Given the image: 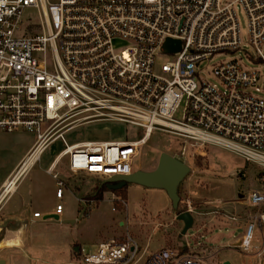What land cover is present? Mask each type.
Wrapping results in <instances>:
<instances>
[{"label": "built area", "instance_id": "1", "mask_svg": "<svg viewBox=\"0 0 264 264\" xmlns=\"http://www.w3.org/2000/svg\"><path fill=\"white\" fill-rule=\"evenodd\" d=\"M248 18L254 60L264 63V0H235ZM33 10L32 15L26 14ZM128 45L113 49V40ZM167 39L180 50L163 53ZM233 2L224 0H0V132L23 130L35 143L0 187V208L46 147L60 139L64 148L48 167L67 157L68 171L106 179L129 175L133 161L154 131L183 144L215 146L260 168L264 203V92L258 69L240 59L212 68L214 81L200 78L199 65L240 49ZM157 55L170 60L154 69ZM252 57V56H251ZM183 104L182 118L175 113ZM95 121H114L143 130L139 139L80 141L64 133ZM56 197L64 182L58 174ZM62 206H56L59 213ZM116 210L115 206L113 208ZM187 211L193 208L187 202ZM39 217V213L33 214ZM248 223L239 246L249 250L257 223ZM187 247V246H186ZM201 264L199 257L174 248L143 254L126 232L80 247L75 264Z\"/></svg>", "mask_w": 264, "mask_h": 264}, {"label": "rangeland", "instance_id": "2", "mask_svg": "<svg viewBox=\"0 0 264 264\" xmlns=\"http://www.w3.org/2000/svg\"><path fill=\"white\" fill-rule=\"evenodd\" d=\"M224 1L233 2L241 37L240 49L233 53L226 52L216 55L209 61H203L199 65L200 78L214 81L213 66L236 58L240 59L247 67L258 69L261 74L259 84L264 87V63L254 60L255 50L247 41V15L243 7L235 0ZM26 14L32 15L34 20L37 19L33 10H27ZM127 45L126 40H113L115 51H120ZM262 49L264 50V43ZM168 60H170L169 56L157 55L154 63L155 71L158 72L160 66ZM258 95L264 98V92H260ZM182 112L183 104H180L174 117L181 119ZM19 131L23 132V130L15 132ZM15 132H0V179L6 164L14 160V156L19 152L20 147L24 146L25 136L15 135ZM142 134L143 130L136 126L114 121H95L68 130L64 133V139L68 144L80 141H120L139 139ZM63 148L64 145L60 139L50 143L43 152L40 161L35 165L34 173L44 177L45 182H55L52 174H58L60 179L81 185L84 189H88L87 192L98 187L101 184L98 178L94 177V182L86 184L81 181L88 179L85 175H75L74 179L67 173H62L60 171L61 162L55 166L49 175L47 174L46 170L51 161ZM161 153L180 157L190 167L189 173L178 187L180 201L176 210L172 209L171 201L164 190L129 183L124 188V197L118 194L115 196L120 198L113 200L110 194H106L104 200L100 201L98 208L92 212V218L86 220L84 216L77 221V225H69V230L64 233L63 238L73 240L72 228L78 227L77 239L85 249L94 251L96 246L93 245L97 244L95 243L97 238L104 235L108 229L107 236L114 237L128 232L140 245H143L144 239H146L151 250L166 247L174 248L179 252H187L199 257L202 261L201 264H225V262L227 264H264V251L257 253L254 249L251 250L256 242H261L264 226L262 231H257V226L254 228L249 250H242L239 246L248 225V223L243 225L239 218L248 214L264 213V203L255 206L251 204L249 199L251 192L261 191L262 185L258 176L261 171L260 168L252 162L246 163L240 157L221 148L209 145L183 144L170 134L154 131L147 142L140 147V152L133 161V171L138 169L154 170ZM65 160L67 161L66 156L64 157ZM121 192L123 193V191ZM70 198L71 209L76 210L79 203L72 197ZM64 199H66L65 195L61 201L65 212L69 206H66ZM187 202L192 206L191 214L194 215L195 219L197 218V222L195 225L193 223L185 234H182L183 223L177 220L175 216L180 212L187 211ZM142 203H145L144 208ZM114 206L116 212L112 210ZM166 206L168 207L165 209ZM145 209L152 214L161 212L149 216ZM118 212L127 213L123 218L118 215ZM118 217H122L125 223L123 226L117 224L115 228L116 221L121 220ZM232 218L235 220H229ZM111 223L113 228L109 227ZM6 230L0 229V242L11 235ZM151 230L155 231L152 235H150ZM117 232L119 233L117 234ZM228 240H231L228 246L221 245ZM60 258L61 264H69L65 253L61 254Z\"/></svg>", "mask_w": 264, "mask_h": 264}, {"label": "crops", "instance_id": "3", "mask_svg": "<svg viewBox=\"0 0 264 264\" xmlns=\"http://www.w3.org/2000/svg\"><path fill=\"white\" fill-rule=\"evenodd\" d=\"M14 134L25 136L24 146L22 148L20 147L19 152L16 154V156H14V160L8 162L4 167V169L2 170L0 187L4 182V180L25 158V156L30 151V149L32 148V146L36 141L35 135L26 131L15 132ZM43 152L41 153L39 160L37 162L40 161ZM37 162H35V164L30 166L26 171V173L23 174V176L20 178V180L16 185L15 191L0 208V224L3 222L19 223V225L16 226L14 229L13 228L10 229L9 227L6 228L7 229L6 231L10 232L11 235L6 237L4 240H1L0 242V264H36L40 262L42 264H61L60 256L61 254L64 253L67 255L68 263L75 264V261L78 257L79 248L83 247L82 244L77 239L78 227L72 228L73 240L70 241L69 239L63 238V236L64 233H66V231L69 230L68 228L69 225H77V221L84 218V216L86 217V220H90L92 218V212H94L95 209L98 208L100 202L95 204L92 202V200L88 198V196L94 195L96 187L93 188L92 191L87 192L88 189H84V187H82L81 185H77L75 183H69L61 179L64 182V187L62 188L61 197L58 198L56 197V189H57L56 181L45 182L44 177L42 178L41 175L34 173L33 170ZM60 162H61L60 171L62 173H67V175H69L74 179H75L74 177L75 175H85L88 177V179L81 180L83 181L82 183L88 184L94 182L93 180L94 177L87 175L85 173H75V174L70 173L68 171L67 161L66 160L64 161V157L58 160L55 166H57V164ZM46 171L48 172L46 173L49 175L48 168ZM106 194H110L113 200H116V198H120L115 196L117 194L113 193L110 189L107 188V190L104 191L102 194L101 202L104 200ZM64 195L66 198L64 199V203L66 204V206H69L68 209L65 210V212H64V205L61 202L62 199L64 198ZM70 197H72L74 200H76L79 203V207L76 210H74L73 208L71 209ZM86 203L92 204L94 205V207L86 215L83 214L81 219H78L79 212L82 209V204L85 205V210H86ZM59 204L62 206V209L59 213H57L56 206ZM142 206L144 208L145 203H142ZM168 206H166L165 209ZM112 210L114 212L117 211L114 209ZM145 211L147 212V214H149V216L152 215L154 216L157 213L161 212L158 211L152 214L151 212H148L146 209ZM36 212L39 213V217L33 216V214ZM118 213H119L118 215L124 218V216H126L125 213L127 212H118ZM192 216H193V223L195 225V223L197 222V218L195 219L194 215ZM255 216H257V214L256 215L248 214L240 217L239 219L242 220L244 225V223L247 224L251 222L252 218ZM122 217H118L121 220L117 218L119 221H116V224H114L115 228L117 224L119 226L124 225L125 222L122 220L123 219ZM112 219L114 220L115 218ZM223 220L225 221V219ZM229 220L234 221L235 218ZM65 221H73V222L66 223ZM226 221H228V219H226ZM256 226H257V231L259 230L262 231L264 226V220L261 223H257ZM109 227L113 228L112 223L110 224ZM154 230L150 231V235H152L155 232ZM108 232L109 231L107 229L106 233L104 235L99 236V238H97L98 240L95 243L98 244V242H100L101 240L105 238H109L110 236H107ZM119 232H117V234ZM146 241L147 240L144 239L145 243L143 245L139 244L141 246V250L143 254L147 255L150 252H154L160 249L159 248L157 250H151L149 248L150 244L147 243L148 241L147 242ZM230 242L231 240H228V242L221 243V245L228 246ZM2 243L3 246H1ZM97 244H94L93 246H97ZM252 249H254L255 252L257 253H261V251L262 252L264 251V235L262 237L261 242H256V244L253 246V248H251V250ZM88 251H90V249ZM225 264H227V262H225Z\"/></svg>", "mask_w": 264, "mask_h": 264}, {"label": "water", "instance_id": "4", "mask_svg": "<svg viewBox=\"0 0 264 264\" xmlns=\"http://www.w3.org/2000/svg\"><path fill=\"white\" fill-rule=\"evenodd\" d=\"M163 53H175L180 50V41L175 39H167L163 44ZM190 167L185 161L177 156H172L167 153H161L158 159L157 166L152 171L135 170L129 175H113L103 179L101 184H105L110 190H119L129 183L138 184L146 188H157L165 191L167 197L171 201L173 210L178 208L180 196L178 195V186L189 173ZM85 211V205L82 204V209L79 212L78 219H81ZM177 220L183 223L181 230L182 234L193 225V216L188 211L180 212L175 216ZM72 223L73 221H65ZM19 223H1L0 229L15 228Z\"/></svg>", "mask_w": 264, "mask_h": 264}, {"label": "trees", "instance_id": "5", "mask_svg": "<svg viewBox=\"0 0 264 264\" xmlns=\"http://www.w3.org/2000/svg\"><path fill=\"white\" fill-rule=\"evenodd\" d=\"M101 181L102 180H100V182ZM125 187H123L122 189H119V190H111V191L113 193L117 194V195L118 194H121V196L124 197L125 196V191H124V188ZM106 190H107V188H106L105 184H100L98 187L95 188L94 195L93 196H88V198L90 200H92V202L95 203V204L96 203H99L102 200V194H103V192L106 191ZM120 191H123V193L122 192L120 193ZM93 207H94V205L86 203V210H85V212L83 214L86 215Z\"/></svg>", "mask_w": 264, "mask_h": 264}, {"label": "bare ground", "instance_id": "6", "mask_svg": "<svg viewBox=\"0 0 264 264\" xmlns=\"http://www.w3.org/2000/svg\"><path fill=\"white\" fill-rule=\"evenodd\" d=\"M111 141H113V140H111Z\"/></svg>", "mask_w": 264, "mask_h": 264}]
</instances>
